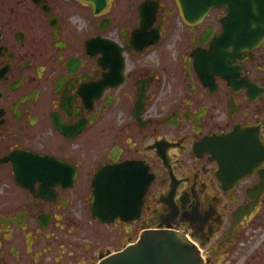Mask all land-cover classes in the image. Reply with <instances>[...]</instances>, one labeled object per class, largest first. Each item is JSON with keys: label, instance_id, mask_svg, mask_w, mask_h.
<instances>
[{"label": "flooded vegetation", "instance_id": "af4514ba", "mask_svg": "<svg viewBox=\"0 0 264 264\" xmlns=\"http://www.w3.org/2000/svg\"><path fill=\"white\" fill-rule=\"evenodd\" d=\"M146 1L0 0V264H91L160 221L203 264H264V0L230 65L224 7L185 22ZM127 161L150 177L139 217H91L90 195H117L94 175Z\"/></svg>", "mask_w": 264, "mask_h": 264}, {"label": "water", "instance_id": "95a60500", "mask_svg": "<svg viewBox=\"0 0 264 264\" xmlns=\"http://www.w3.org/2000/svg\"><path fill=\"white\" fill-rule=\"evenodd\" d=\"M77 1L88 5L94 14L105 12L110 3V0ZM175 1L179 14L185 22L199 20L211 7H224L226 15L222 21L227 25L229 33L227 43L231 49V52L224 55V63L227 62L228 65L237 58V52L240 49L252 48L262 41L261 38L240 35L243 30L238 27V24L247 26L250 21L255 20L246 10L259 8V6L248 5L247 0ZM147 3L152 5L150 0H147L145 4ZM244 31L250 30L246 28ZM217 43H220V39ZM236 134V130L230 133L234 142H230L226 148L231 155H236L238 152ZM224 138L226 135L216 134L204 139L207 151L216 155L219 161L224 152ZM149 180L150 177L146 174L145 168L135 161L102 166L93 177L92 193L117 195H90L88 205L90 216L103 222H110L116 217L122 220L139 217L142 194ZM126 191H130L131 195H124ZM203 261L199 248L183 231L175 230L160 221L109 249L91 264H203Z\"/></svg>", "mask_w": 264, "mask_h": 264}, {"label": "rangeland", "instance_id": "374dc122", "mask_svg": "<svg viewBox=\"0 0 264 264\" xmlns=\"http://www.w3.org/2000/svg\"><path fill=\"white\" fill-rule=\"evenodd\" d=\"M216 264H221V263L217 262Z\"/></svg>", "mask_w": 264, "mask_h": 264}, {"label": "bare ground", "instance_id": "6f19581e", "mask_svg": "<svg viewBox=\"0 0 264 264\" xmlns=\"http://www.w3.org/2000/svg\"><path fill=\"white\" fill-rule=\"evenodd\" d=\"M142 16H143V15H142ZM114 60H115V59H114ZM235 76H236V75H235ZM235 76H234V77H235Z\"/></svg>", "mask_w": 264, "mask_h": 264}]
</instances>
